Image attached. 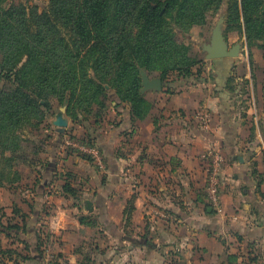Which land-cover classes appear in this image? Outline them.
Segmentation results:
<instances>
[{
    "label": "crops",
    "instance_id": "0c3cea01",
    "mask_svg": "<svg viewBox=\"0 0 264 264\" xmlns=\"http://www.w3.org/2000/svg\"><path fill=\"white\" fill-rule=\"evenodd\" d=\"M210 64L211 81L146 91L152 108L144 119L134 120L118 98L99 120L82 126L69 119L63 132L51 126L35 158L16 162L19 177L0 185L3 264H55L48 247L59 264H80L87 254L97 264H161L173 247L194 244L208 264H264V140L251 139L247 125L236 136L244 119L231 110V92L216 86L240 60L233 58L231 70ZM71 134L99 145L105 168L68 148ZM211 148L226 159L214 207L205 192ZM66 182L76 194L65 191Z\"/></svg>",
    "mask_w": 264,
    "mask_h": 264
},
{
    "label": "trees",
    "instance_id": "16d2710c",
    "mask_svg": "<svg viewBox=\"0 0 264 264\" xmlns=\"http://www.w3.org/2000/svg\"><path fill=\"white\" fill-rule=\"evenodd\" d=\"M224 2L228 24L244 25L249 45L264 49V0H49L42 11L0 0V79L9 84L0 86V185L19 177L20 129L52 125L46 111L53 99L67 104L76 122L78 109L103 104L109 84L131 105L132 118L144 119L152 102L141 92V68L160 72L168 87L204 80L195 68L199 60L176 39L175 27L187 31L204 24ZM212 61L233 67V58ZM172 72L176 78L166 80ZM227 73L217 88L229 90ZM64 189L76 194L70 182ZM80 264L97 263L87 254Z\"/></svg>",
    "mask_w": 264,
    "mask_h": 264
},
{
    "label": "rangeland",
    "instance_id": "374dc122",
    "mask_svg": "<svg viewBox=\"0 0 264 264\" xmlns=\"http://www.w3.org/2000/svg\"><path fill=\"white\" fill-rule=\"evenodd\" d=\"M9 2L17 5L22 3L28 8L34 6L42 11L48 5L49 0H9ZM228 6V3L224 2L218 10L211 11L208 14L207 21L204 24H194L187 31L175 27V37L179 42L188 45L190 47V54L199 60V63L195 67H200L202 70L199 77H204L211 81L213 76L211 70L208 69L209 66H211V60L206 57L207 50L205 45L211 42L213 30L220 19L224 20L222 28L229 47H232L237 43L241 44L239 54L234 57V60H240L241 64L235 69L234 75L229 82L231 110L238 113L237 116H241L240 119H244L242 121L243 127L241 131L235 129L236 136L240 139L243 138L247 134V132H244L243 130L244 126L247 125L250 126L249 137L251 139L255 140L259 138L264 140V49L255 43L249 45L244 25L239 26L228 24ZM149 75L151 77H161V73L158 71H152ZM169 75L170 77L166 80L175 79L178 73L172 72ZM246 75H249V77H246ZM6 82V80L0 79V86H5L6 84L9 86ZM201 85L204 87L203 84ZM213 86L214 85H212L211 88ZM105 87L107 93L105 97H102V100L104 101L103 104L94 103L91 107L78 109L76 116L77 121L75 123H79L82 126L83 124H89V122L101 119L111 108H113V102L119 100L116 90L111 88L109 84H106ZM158 95L159 94H155L151 96L156 104L159 103ZM120 104H122V102ZM67 109V104H62L57 99L52 100L51 110L46 111L47 122L52 123L50 128H52L51 126L57 128L53 121L59 113H63L64 117L67 119H73L71 114L67 112ZM257 124L260 127L259 130L256 129ZM42 125L37 127L35 123L27 124L20 129V134L23 138L21 143L22 148L16 153L19 165L20 161L25 158H35L34 156H36L37 147H39L37 145L45 139V134H49L48 132L45 133V123ZM70 136L74 137L72 134ZM48 250L49 259L51 260L55 255L53 254L52 248L48 247ZM171 250L173 252L172 255L166 256L161 264H208L207 259L204 257V252L201 251V247H197L195 244L189 251H187L186 248H180L178 250L176 247H173ZM105 264H109L108 261L105 262ZM119 264L142 263L129 259L124 262L120 261Z\"/></svg>",
    "mask_w": 264,
    "mask_h": 264
},
{
    "label": "built area",
    "instance_id": "2783aa9c",
    "mask_svg": "<svg viewBox=\"0 0 264 264\" xmlns=\"http://www.w3.org/2000/svg\"><path fill=\"white\" fill-rule=\"evenodd\" d=\"M196 118L205 122L208 120V115L206 113H196ZM45 130L49 133L51 128L47 127ZM65 145L70 149L78 151L81 155L90 158L99 168H105L104 154L96 143L90 142L85 138H75L69 135L65 139ZM206 156L209 158V166L207 170L205 192L210 205L213 207L219 206L222 186V169L226 160L225 155L220 149L211 148L208 150Z\"/></svg>",
    "mask_w": 264,
    "mask_h": 264
},
{
    "label": "water",
    "instance_id": "95a60500",
    "mask_svg": "<svg viewBox=\"0 0 264 264\" xmlns=\"http://www.w3.org/2000/svg\"><path fill=\"white\" fill-rule=\"evenodd\" d=\"M223 21V19H220L217 26L213 30L211 42L205 45V48L207 50L206 57L209 60H216L220 58H234L240 52V43L229 47V44L222 28ZM140 73L142 78V93H145L148 90L160 91L163 89L164 81L162 77H151L147 70L143 68L140 70ZM53 123L57 126L59 132H63L65 128L69 125V119L64 117L63 113H59L56 115V118ZM239 159L243 160L241 156H239ZM86 203L88 206L92 204L90 200H87Z\"/></svg>",
    "mask_w": 264,
    "mask_h": 264
}]
</instances>
